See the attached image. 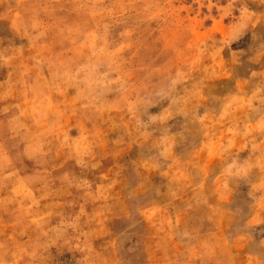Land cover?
Wrapping results in <instances>:
<instances>
[{"label": "rangeland", "instance_id": "1", "mask_svg": "<svg viewBox=\"0 0 264 264\" xmlns=\"http://www.w3.org/2000/svg\"><path fill=\"white\" fill-rule=\"evenodd\" d=\"M0 264H264V0H0Z\"/></svg>", "mask_w": 264, "mask_h": 264}]
</instances>
